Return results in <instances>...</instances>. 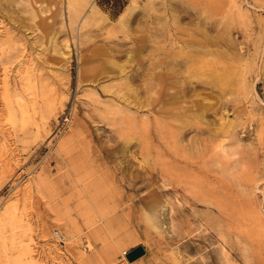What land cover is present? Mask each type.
Segmentation results:
<instances>
[{
    "label": "rangeland",
    "instance_id": "rangeland-1",
    "mask_svg": "<svg viewBox=\"0 0 264 264\" xmlns=\"http://www.w3.org/2000/svg\"><path fill=\"white\" fill-rule=\"evenodd\" d=\"M0 25V264H264V0H0Z\"/></svg>",
    "mask_w": 264,
    "mask_h": 264
},
{
    "label": "bare ground",
    "instance_id": "bare-ground-1",
    "mask_svg": "<svg viewBox=\"0 0 264 264\" xmlns=\"http://www.w3.org/2000/svg\"><path fill=\"white\" fill-rule=\"evenodd\" d=\"M37 1V3H39V4H41L44 0H36ZM39 6H41V5H39ZM7 7H8V4H7ZM37 15H38V18H39V20L41 21L42 20V15H41V10L39 9V8H37ZM3 18V17H2ZM39 21V22H40ZM42 23V22H41ZM1 26V25H0ZM5 26V25H4ZM57 32V31H56ZM1 33V32H0ZM67 45V44H66ZM3 46H2V44H1V48H2ZM10 48V47H9ZM66 48V47H65ZM67 49V48H66ZM2 50V49H1ZM8 50V49H7ZM6 50V51H7ZM56 55H57V53H56ZM59 55V54H58ZM64 55V54H63ZM30 79V78H29ZM6 81V80H5ZM31 81V80H30ZM5 85V84H4ZM7 86H8V84H7ZM6 86V87H7ZM11 86V85H10ZM24 86H26V85H24ZM34 86H35V84H34ZM38 86V85H37ZM5 87V88H6ZM23 87V86H22ZM24 88V87H23ZM28 88V87H27ZM7 89V88H6ZM13 89V88H12ZM16 89V88H15ZM18 89V88H17ZM16 89V90H17ZM20 89H22V88H20ZM26 89V88H25ZM24 89V90H25ZM36 89H38V87H36ZM1 90V89H0ZM19 90V89H18ZM24 90H22V91H24ZM27 90H29V89H26V92H27ZM30 90H31V88H30ZM29 90V91H30ZM33 90H34V92L36 93L37 91H35V88L33 89V87H32V93H33ZM18 91H15V93H17ZM24 93V92H23ZM10 94V93H9ZM30 94V93H29ZM17 95V94H16ZM25 95H26V93H25ZM3 96V95H2ZM1 96V97H2ZM12 96H15V95H12ZM37 96V95H36ZM24 96H19V98L17 99V100H15V101H11V100H9V99H7L6 98V100H5V102H3L4 104H3V109H6V110H9V112H10V118H11V120H13V119H15V118H21V119H24L25 118V121H26V118L27 117H29V115L33 112H35L36 110H37V105H35V102H33V103H31V100H27L26 98H23ZM1 99V98H0ZM2 99H3V97H2ZM1 99V102L2 101H4V100H2ZM5 99V98H4ZM15 99H16V97H15ZM38 99V98H37ZM35 101H36V99H35ZM40 105V104H39ZM2 106V105H1ZM53 109V108H52ZM2 110V109H1ZM1 110H0V113H1ZM6 110H5V113H7L6 112ZM39 110V109H38ZM8 114V113H7ZM1 115H2V113H1ZM2 117H3V115H2ZM6 117H8L7 115H6ZM31 118V117H30ZM41 118V117H40ZM34 119V118H33ZM6 120H9V119H7L6 118ZM28 121H30V119L29 120H27L26 122H28ZM17 123V122H16ZM20 123V122H19ZM29 123V122H28ZM27 123V124H28ZM35 123V122H34ZM2 124V123H1ZM4 124V127L6 126L5 125V122L3 123ZM6 124H9V123H6ZM19 125V124H18ZM1 126V125H0ZM3 126V125H2ZM10 126V125H9ZM8 126V127H9ZM7 127V128H8ZM1 128V127H0ZM3 129V128H2ZM178 150V149H177ZM176 150V151H177ZM4 151V150H3ZM179 152V151H178ZM183 153V152H182ZM3 155V154H2ZM1 159V158H0ZM9 160V159H8ZM7 163V162H6ZM9 163V162H8ZM7 163V164H8ZM7 164L5 165V163H4V166H6V168H7ZM9 164H11V163H9ZM1 166V165H0ZM1 167H3V166H1ZM9 168V167H8ZM4 169V168H3ZM16 169V168H15ZM7 170V169H6ZM13 171V170H12ZM11 174V173H10ZM7 176V175H6ZM179 178H181V179H184L185 178V175H183L182 173H180L179 172ZM178 200V199H177ZM30 201V200H29ZM165 208V207H164ZM63 235V234H62ZM64 236V235H63ZM64 238H65V236H64ZM124 252V251H123Z\"/></svg>",
    "mask_w": 264,
    "mask_h": 264
},
{
    "label": "water",
    "instance_id": "water-1",
    "mask_svg": "<svg viewBox=\"0 0 264 264\" xmlns=\"http://www.w3.org/2000/svg\"><path fill=\"white\" fill-rule=\"evenodd\" d=\"M145 253V249L142 245H137L126 252L125 256L129 262H132L142 256Z\"/></svg>",
    "mask_w": 264,
    "mask_h": 264
},
{
    "label": "built area",
    "instance_id": "built-area-1",
    "mask_svg": "<svg viewBox=\"0 0 264 264\" xmlns=\"http://www.w3.org/2000/svg\"><path fill=\"white\" fill-rule=\"evenodd\" d=\"M54 235L57 237V239L60 243L64 241V236L61 233H59L58 231L55 230ZM123 254H126V251H124Z\"/></svg>",
    "mask_w": 264,
    "mask_h": 264
},
{
    "label": "crops",
    "instance_id": "crops-1",
    "mask_svg": "<svg viewBox=\"0 0 264 264\" xmlns=\"http://www.w3.org/2000/svg\"><path fill=\"white\" fill-rule=\"evenodd\" d=\"M128 263V262H127Z\"/></svg>",
    "mask_w": 264,
    "mask_h": 264
}]
</instances>
